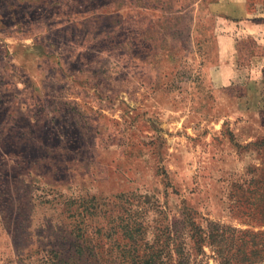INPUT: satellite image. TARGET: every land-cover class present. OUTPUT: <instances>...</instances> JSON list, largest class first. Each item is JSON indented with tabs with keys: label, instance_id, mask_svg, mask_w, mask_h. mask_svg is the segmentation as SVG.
<instances>
[{
	"label": "rangeland",
	"instance_id": "374dc122",
	"mask_svg": "<svg viewBox=\"0 0 264 264\" xmlns=\"http://www.w3.org/2000/svg\"><path fill=\"white\" fill-rule=\"evenodd\" d=\"M263 143L264 0H0V264H118L183 204L242 226Z\"/></svg>",
	"mask_w": 264,
	"mask_h": 264
},
{
	"label": "trees",
	"instance_id": "16d2710c",
	"mask_svg": "<svg viewBox=\"0 0 264 264\" xmlns=\"http://www.w3.org/2000/svg\"><path fill=\"white\" fill-rule=\"evenodd\" d=\"M252 144L257 146L260 143L255 141ZM243 148L247 146L244 145ZM253 150L258 151L255 147ZM253 170L256 171L255 168ZM259 174L252 172L248 180L231 183V186L242 192L241 202L248 204L249 210L241 212V216L237 217L241 219L242 226L209 220H205V224L198 222L195 209L183 204L178 211V218L173 222L168 221L165 215L164 222L155 229L151 240L145 237L147 221L136 222L135 227L126 225L119 229V237L125 240V245L116 244L119 248L118 255L116 254L118 264H209V258L215 264H264V199L255 200L256 195L261 194L257 190L264 184V171ZM261 195L264 197V194ZM234 207H228L230 217L239 208ZM242 216H247L248 219H242ZM142 242L146 248L139 254L137 245ZM82 243L84 239H81ZM206 248L210 254H207ZM77 253L79 255L72 260L74 264H80L83 249L79 247Z\"/></svg>",
	"mask_w": 264,
	"mask_h": 264
}]
</instances>
